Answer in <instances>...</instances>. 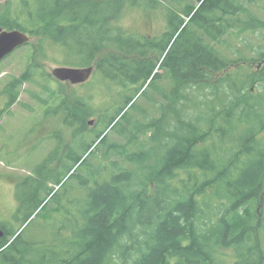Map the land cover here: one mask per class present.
<instances>
[{
    "label": "trees",
    "instance_id": "trees-1",
    "mask_svg": "<svg viewBox=\"0 0 264 264\" xmlns=\"http://www.w3.org/2000/svg\"><path fill=\"white\" fill-rule=\"evenodd\" d=\"M198 3H178V12L159 0H18L16 6L7 0L0 6V27L30 37L29 62L93 67L96 83L117 94L100 109L103 130L87 132L95 83L69 96L39 84L56 104L45 117L58 115L75 132L73 141L84 140L69 147L64 167L84 194L69 199L71 191L56 177L52 184L61 194L37 187L33 197L45 193L56 202L58 217L48 224L53 241H29L25 230L16 236L45 201L26 205L16 228L0 224V264H220L217 250L226 247L245 256L236 264H264V53L245 58L243 50L258 49L247 42L232 52L224 39L233 29L262 31L264 19L236 0ZM140 8L165 9L163 35L148 39L126 30V15ZM49 47L62 56L49 57ZM255 63L262 66L253 74ZM41 67L32 64L5 86L6 110L23 83L37 82ZM143 95L148 106L129 116L126 110ZM94 153L98 159L87 162ZM85 164V174L75 175Z\"/></svg>",
    "mask_w": 264,
    "mask_h": 264
},
{
    "label": "rangeland",
    "instance_id": "rangeland-1",
    "mask_svg": "<svg viewBox=\"0 0 264 264\" xmlns=\"http://www.w3.org/2000/svg\"><path fill=\"white\" fill-rule=\"evenodd\" d=\"M159 1L163 6L174 8L176 12L180 11V5L187 4L197 7L199 4L198 0ZM236 1L241 3L254 17L259 20L264 19L263 0H256L258 7L250 5L247 0ZM6 2L7 0H0V6L5 5ZM13 4L18 5V0H13ZM164 11V8L155 13L150 10H142V8L135 9L126 15L123 22L124 27L132 34L148 39L157 38L166 31ZM230 32L235 35H227L224 39L227 40L232 52L237 49L242 50L243 45L241 43L246 44L248 42L251 47L258 49V52L243 50L245 58L256 59L259 56L260 49L264 53V30L255 33L249 31L241 35L235 29ZM236 35H239L237 39ZM216 47L219 48V46ZM29 49L30 46L20 47L0 63V110H3L0 112V224H7L12 228H16L28 212L25 208L26 205L32 207L38 201H45V206L36 211L25 223L23 230H25V237L29 241L37 244H47L49 241H53L48 224L51 219L58 217L57 214L53 213L56 202L54 199L48 198L45 193L41 194L40 197H33V191L37 187L46 185L54 192L61 194L57 186L52 184V178L56 177L61 181L59 187L65 183L63 190L71 191L68 192L69 199L79 200L81 191L77 185V178L71 177L68 179L69 175H66L64 167L69 165V147L73 143L76 147L77 143L84 142V140L73 141L75 132L72 130L70 132V127L68 129L62 120L58 118V115L44 117L49 115H47V112H53L56 104L49 102L47 93L40 88L39 84L43 87L48 85L57 92L64 91L67 96L75 89L79 94H83L84 90L80 89L81 85H71L68 82H59L54 79L51 74L53 69L63 67L62 65H58L50 59L42 63H37L35 60L32 63L29 62ZM222 52L225 53L223 50ZM232 52H228V57L235 59ZM48 56L54 58V56L60 57L62 54L54 47H49ZM158 57H155V61ZM32 64L42 66V69L40 68L38 73L36 72L37 82L35 84L23 83L19 89L18 101L6 111L8 100L4 94L5 86L13 78H19L24 74ZM258 66L259 63L253 64L251 73H257ZM164 72L165 70L161 68L157 70V73L163 74ZM93 73L85 85L90 82L95 83L89 91V95L93 99L87 103L95 111V114L87 118L85 123L87 132L95 128L97 132H100L104 128L102 123L97 125L100 109L110 107L115 102L117 94L114 91L108 93L105 85L99 82L96 83L99 76ZM164 83L163 81L161 84ZM32 94L39 97V99H34ZM150 94L151 90L147 89L144 95L150 96ZM144 95L136 99L135 106L132 109L126 110L129 116H135L143 107L148 106V101ZM154 98L156 99V96ZM41 99L42 101H48L46 104L49 105L48 109ZM149 106L152 107V105ZM154 110L156 111V109ZM154 110L150 108L149 114L153 115ZM41 116L44 119L41 120ZM108 138L112 141L121 142L119 137L111 133L108 134ZM92 139L93 136L91 135L90 140ZM95 155V153L91 155L87 162L96 161L98 158L97 155L95 158ZM99 161L98 163H100ZM85 169H87L86 164L79 170L76 169L75 175L83 172L85 174ZM87 185L93 186L89 183ZM70 186L71 189H69ZM260 237L261 235H258V238ZM238 253L234 247L219 248L216 253V261L220 264H236L245 258L244 255H238ZM251 260H254V258L252 257Z\"/></svg>",
    "mask_w": 264,
    "mask_h": 264
},
{
    "label": "water",
    "instance_id": "water-1",
    "mask_svg": "<svg viewBox=\"0 0 264 264\" xmlns=\"http://www.w3.org/2000/svg\"><path fill=\"white\" fill-rule=\"evenodd\" d=\"M30 42V37L18 30H5L0 27V63L20 47ZM94 71L93 67L75 68V67H58L53 69L52 76L59 82H68L71 85H82L86 83ZM91 124V123H90ZM23 230L18 231L16 236ZM4 232L0 229V238ZM15 237H13L14 239ZM12 239V240H13ZM11 240V241H12Z\"/></svg>",
    "mask_w": 264,
    "mask_h": 264
},
{
    "label": "flooded vegetation",
    "instance_id": "flooded-vegetation-1",
    "mask_svg": "<svg viewBox=\"0 0 264 264\" xmlns=\"http://www.w3.org/2000/svg\"><path fill=\"white\" fill-rule=\"evenodd\" d=\"M261 65H262V64H259V66H258L259 69L261 68ZM15 104H16V103H15ZM13 105H14V104H13ZM11 106H12V105H11ZM11 106H10V107H11ZM1 111H3V110H0V112H1ZM6 111H7V110H6ZM44 117H45V116H44ZM44 117L41 116V120L44 119ZM58 118H60V117H58ZM61 120H62V119H61ZM62 122H63V123L65 122L64 124H65L66 127L69 129V125H68V123H66V121H64V120H62ZM80 191H81V194H80V198H81L82 194H84V188L82 187V189H80ZM257 212H258V211H257ZM257 235H261V234L258 233Z\"/></svg>",
    "mask_w": 264,
    "mask_h": 264
}]
</instances>
